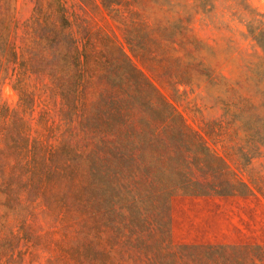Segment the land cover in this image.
<instances>
[{
  "label": "rangeland",
  "instance_id": "rangeland-1",
  "mask_svg": "<svg viewBox=\"0 0 264 264\" xmlns=\"http://www.w3.org/2000/svg\"><path fill=\"white\" fill-rule=\"evenodd\" d=\"M0 264H264V0H0Z\"/></svg>",
  "mask_w": 264,
  "mask_h": 264
},
{
  "label": "trees",
  "instance_id": "trees-1",
  "mask_svg": "<svg viewBox=\"0 0 264 264\" xmlns=\"http://www.w3.org/2000/svg\"><path fill=\"white\" fill-rule=\"evenodd\" d=\"M60 247H61V250H60L61 254L68 257V254H67L68 250L66 248H64V246H62V245Z\"/></svg>",
  "mask_w": 264,
  "mask_h": 264
}]
</instances>
